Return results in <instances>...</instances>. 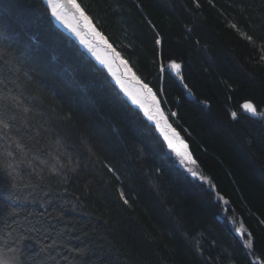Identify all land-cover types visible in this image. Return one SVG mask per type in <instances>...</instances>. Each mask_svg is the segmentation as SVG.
I'll use <instances>...</instances> for the list:
<instances>
[{
	"label": "trees",
	"instance_id": "obj_1",
	"mask_svg": "<svg viewBox=\"0 0 264 264\" xmlns=\"http://www.w3.org/2000/svg\"><path fill=\"white\" fill-rule=\"evenodd\" d=\"M78 2L137 74L154 91L164 89L157 95L169 113H177L169 118L212 186L186 171L106 69L57 24L46 0H0V74L35 117L27 124L18 118L17 127L42 149L46 136L60 140L72 157L70 164L62 158V175H49V166L38 161L44 168L39 175L27 163L19 165V199L0 191V238L7 226L17 227L14 219L25 227L28 221L54 226L68 257L60 264H201L197 242L211 264L264 257V225L258 222L264 220V119L239 107L251 100L264 111V64L231 27L264 33V0H214V7L201 0L199 9L191 0ZM157 33L167 41L168 58L182 63L193 96L174 73L157 78ZM231 111L238 113L235 120ZM5 146L0 141V151ZM241 225L255 238L252 256L247 237L235 231Z\"/></svg>",
	"mask_w": 264,
	"mask_h": 264
},
{
	"label": "snow or ice",
	"instance_id": "obj_2",
	"mask_svg": "<svg viewBox=\"0 0 264 264\" xmlns=\"http://www.w3.org/2000/svg\"><path fill=\"white\" fill-rule=\"evenodd\" d=\"M191 2L197 9L201 7V0H191ZM208 3L213 7L215 6L214 0H208ZM46 5L51 12V16L65 25L80 39V42L92 56L107 68L109 74L115 79L116 84L131 100L132 104L140 108L144 116L154 123L156 130L167 143V147L179 158L180 164L185 167L186 171L201 182H208L211 187L208 177L198 171L197 162L193 153L189 150L188 143L180 132L173 127L172 123L169 122L168 115L175 117L177 113L170 112L166 114L161 106L162 101L157 93L163 94L164 89L157 88L154 91L153 87L137 74L129 61L97 29L92 17L89 16L85 7L78 0H46ZM119 7L120 5L117 4L116 8L118 9ZM248 7L251 8L252 5L249 4ZM241 11H244V9L241 8ZM261 12L264 13V3L261 4ZM262 19H264V16H262ZM2 22L3 18L0 17V23ZM231 27L252 46L256 62L264 64V33L248 34L241 31L235 23L231 24ZM196 43L198 44L199 41ZM166 44L165 37L157 33L153 41L156 57L154 62L158 65L157 78L159 79L166 71L174 73L188 95L193 96L192 89L184 82L182 63L168 58L170 52L167 51ZM2 59L3 57L0 56V60ZM166 59L167 63H165ZM5 63L7 64L8 61H5ZM10 83L11 81L7 76L0 74V141L6 142V146L0 151V173H3V175H0V191L7 192L12 199H19V196L15 195V190L20 187L16 182L19 177L18 169L20 164L27 163L39 175L40 172L44 171V168L38 167L34 163V161H38L39 166H49V175H62V170L67 166L62 162V158H66L70 164L72 157L60 140H52L46 136L44 149H47V151L45 152L41 148L39 140L17 127L18 118H22L24 123L27 124V121L33 120L35 117L29 115V109L23 105L19 96L12 94V89L9 88ZM201 103L207 106L209 102L204 100ZM239 107L245 113L264 119V111H261L258 105L251 100H246ZM229 115L235 120L238 113L231 111ZM10 149H14V151ZM45 154L50 159H41V156ZM106 167L109 172L116 175L115 170L110 165H106ZM116 179L119 180V176H116ZM64 191H67V189H64ZM117 191L119 199L131 208L132 204L129 202L124 189L117 188ZM217 199L223 198L217 196ZM225 203L227 204V201ZM9 215L15 217L18 214L13 212L9 213ZM60 215L62 216L63 213ZM258 222L264 225V220ZM13 223L17 227L11 228L10 225L7 226L10 230L4 234L3 238H0V264H60V261L68 260V257L58 247L63 242L62 233L57 231L54 226L45 227L42 223L28 221V227H25L24 224H20L15 219ZM235 231L241 238L247 237L244 241V246L252 250L249 252L250 256L254 255L253 245L255 238L252 232L245 229L243 225L236 228ZM13 232L17 233L16 236H13ZM51 232H55V236H50ZM39 236H42L43 239L37 238ZM46 240H50V242L44 243ZM197 244V259L201 261V264H211L212 257H205L203 246L199 245V242ZM65 247L67 246L65 245ZM24 249H30L32 254L26 255ZM69 251L83 256L85 250L71 248ZM249 264H264V257L256 256L254 260L249 261Z\"/></svg>",
	"mask_w": 264,
	"mask_h": 264
},
{
	"label": "rangeland",
	"instance_id": "obj_3",
	"mask_svg": "<svg viewBox=\"0 0 264 264\" xmlns=\"http://www.w3.org/2000/svg\"><path fill=\"white\" fill-rule=\"evenodd\" d=\"M56 20V19H55ZM56 22H57V24L60 26V27H62L64 30H66L68 33H70L71 35H73L79 42H80V39L74 34V33H72L71 32V30L70 29H68L65 25H63L62 23H60L59 21H57L56 20ZM81 43V42H80ZM81 45L85 48V49H87L82 43H81ZM90 53V52H89ZM92 55V54H91ZM94 57V56H93ZM94 59L96 60V58L94 57ZM97 61V60H96ZM97 63L98 64H100L98 61H97ZM102 67H104L102 64H100ZM105 69H106V71L108 72V70H107V68L106 67H104ZM108 74H109V72H108ZM110 75V74H109ZM111 76V75H110ZM111 78L113 79V81L115 82V79L111 76ZM116 83V82H115ZM119 87V86H118ZM122 91V90H121ZM123 92V91H122ZM125 95V94H124ZM126 96V95H125ZM127 97V96H126ZM128 98V97H127ZM130 100V99H129ZM131 101V100H130ZM132 103V102H131ZM134 105V104H133ZM134 106H136V105H134ZM161 106H162V108H163V110L165 111V113L166 114H169V112L163 107V105L161 104ZM137 107V106H136ZM140 109V108H139ZM141 110V109H140ZM142 111V110H141ZM143 112V111H142ZM168 119H169V122L170 123H172L171 122V120H170V118H169V115H168ZM153 123V122H152ZM154 124V123H153ZM172 125H173V123H172ZM173 127H174V125H173ZM178 131V130H177ZM179 132V131H178ZM171 151V150H170ZM172 152V151H171ZM173 153V152H172ZM174 154V156L177 158V160L179 161V158L175 155V153H173Z\"/></svg>",
	"mask_w": 264,
	"mask_h": 264
}]
</instances>
